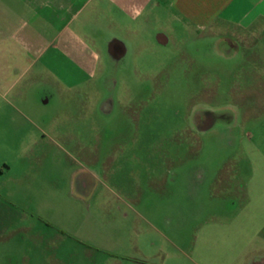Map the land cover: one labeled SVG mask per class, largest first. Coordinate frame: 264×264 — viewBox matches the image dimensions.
<instances>
[{
  "label": "rangeland",
  "instance_id": "1",
  "mask_svg": "<svg viewBox=\"0 0 264 264\" xmlns=\"http://www.w3.org/2000/svg\"><path fill=\"white\" fill-rule=\"evenodd\" d=\"M89 22L101 55L89 83L57 90L27 118L0 114V222L10 224L3 233L29 242L36 235L26 264H47L49 255L51 264L113 262L102 248L118 251L122 264H149L162 251L165 264L184 260L180 252L193 264L199 222H241L236 182H250L264 160L256 151L264 147L260 39L236 32L242 60L228 59L168 5ZM114 40L127 48L118 62L107 53ZM184 47L195 50V83L180 79L192 74ZM208 113L225 119L199 129Z\"/></svg>",
  "mask_w": 264,
  "mask_h": 264
},
{
  "label": "crops",
  "instance_id": "2",
  "mask_svg": "<svg viewBox=\"0 0 264 264\" xmlns=\"http://www.w3.org/2000/svg\"><path fill=\"white\" fill-rule=\"evenodd\" d=\"M153 4L168 5L175 19L204 35L205 41L215 42L217 51L228 59L238 54L242 60L236 32L260 39L257 49L264 50V0H0V114L14 110L26 117L37 103L49 104L43 102L42 92L51 96L58 91L78 92L94 77L101 59L89 42L93 28L89 21L107 12L136 18ZM146 22L152 23L151 14ZM107 53L115 61L125 54L124 45L114 40ZM258 128L264 134V124ZM256 147L264 155V147ZM260 161L261 168L250 182H236L245 197L241 222H199L193 264H264V160ZM5 225L10 224L0 222V264H26L31 259L28 251L39 248L36 235L31 242L26 237L11 238L3 233ZM102 251L113 261L108 264H122L118 251ZM167 254L158 252L163 257H154L149 264H165ZM179 255L184 260L187 256ZM46 258L51 264V255ZM184 260L178 264H185Z\"/></svg>",
  "mask_w": 264,
  "mask_h": 264
},
{
  "label": "flooded vegetation",
  "instance_id": "3",
  "mask_svg": "<svg viewBox=\"0 0 264 264\" xmlns=\"http://www.w3.org/2000/svg\"><path fill=\"white\" fill-rule=\"evenodd\" d=\"M158 41L160 42V44H162V45H168V44H170V42L168 41V39H166L164 36H162L161 34H160V36L158 37ZM124 48H125V54L124 55H122V56H116V58H115V61L116 62H118V61H120V60H122L126 55H127V48L124 46ZM179 52H181V54H182V56H187V61L189 62V64H188V69H191L192 70V74L191 75H189V74H181L180 75V79H182V80H184V79H186V78H190L191 77V79H192V82L193 83H195V82H197V80H198V76L195 74V65H196V55H195V50H191L190 51V49H188V48H186V47H184V48H180L179 49ZM190 52H192V53H190ZM189 54V55H188ZM128 93L130 94V98L131 99H137V96L135 95V93H133V91L131 92V89H129L128 90ZM188 93H190V92H188ZM132 95V96H131ZM51 97V95H46V92H42V100H43V102H48V101H50V98ZM116 99H117V97H116ZM116 102H118V101H116ZM198 118H197V120H196V122H197V124H198V121H199V114H198V116H197ZM225 119V117L224 116H222V115H217V114H215V113H208V114H206L205 116H204V123H205V125L204 126H200L199 127V129L201 128H208L209 126H211L217 119ZM198 129V130H199Z\"/></svg>",
  "mask_w": 264,
  "mask_h": 264
},
{
  "label": "clouds",
  "instance_id": "4",
  "mask_svg": "<svg viewBox=\"0 0 264 264\" xmlns=\"http://www.w3.org/2000/svg\"><path fill=\"white\" fill-rule=\"evenodd\" d=\"M136 14H137V15H140V12H137Z\"/></svg>",
  "mask_w": 264,
  "mask_h": 264
}]
</instances>
